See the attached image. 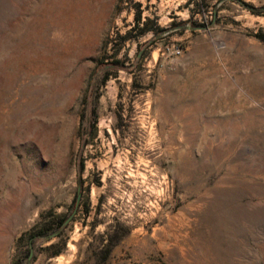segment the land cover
Returning <instances> with one entry per match:
<instances>
[{
  "label": "rangeland",
  "instance_id": "obj_1",
  "mask_svg": "<svg viewBox=\"0 0 264 264\" xmlns=\"http://www.w3.org/2000/svg\"><path fill=\"white\" fill-rule=\"evenodd\" d=\"M0 264H264V0H0Z\"/></svg>",
  "mask_w": 264,
  "mask_h": 264
},
{
  "label": "bare ground",
  "instance_id": "obj_2",
  "mask_svg": "<svg viewBox=\"0 0 264 264\" xmlns=\"http://www.w3.org/2000/svg\"><path fill=\"white\" fill-rule=\"evenodd\" d=\"M96 31V28L93 26V24H87L86 26H84L82 29H81V31H80V34L81 35H83V36H81L80 38H82V37H86V36H88V35H90V34H92V33H94ZM65 33V39H67V41L69 40L68 38H70V37H68V35H67V33L66 32H64ZM73 35H78V36H80V34L79 33H77V32H73L72 33ZM74 38H77V37H75L74 36ZM70 43H69V47H73V43H72V41H69ZM65 64L67 63L66 61H63ZM50 71H51V69H50ZM59 71H61V70H59ZM66 75H67V72H66V70L64 71H62V73H60L58 76H61V77H66ZM26 103H28V102H26ZM29 105V104H28ZM30 106V105H29ZM28 107V106H27ZM31 122H30V120L28 119V117L26 118V129H25V133H26V136L27 137H29V135L31 134V129H32V127L30 126L31 124H30Z\"/></svg>",
  "mask_w": 264,
  "mask_h": 264
},
{
  "label": "water",
  "instance_id": "obj_3",
  "mask_svg": "<svg viewBox=\"0 0 264 264\" xmlns=\"http://www.w3.org/2000/svg\"><path fill=\"white\" fill-rule=\"evenodd\" d=\"M202 27H206V26H202ZM81 195H82V192L79 190V193H78V197H77V203H76V207L74 208L73 212L68 216V218L66 219V223L69 222L75 215V212L77 210V206H78V203H79V200L81 198ZM58 234V231H54L52 233H49L48 236H54ZM34 254V249L33 247L31 248V251H30V254H29V258H31Z\"/></svg>",
  "mask_w": 264,
  "mask_h": 264
},
{
  "label": "trees",
  "instance_id": "obj_4",
  "mask_svg": "<svg viewBox=\"0 0 264 264\" xmlns=\"http://www.w3.org/2000/svg\"><path fill=\"white\" fill-rule=\"evenodd\" d=\"M91 115H92L91 127H92V130L95 131L96 130V120H97V114H96L95 106H93V108H92ZM40 234L44 235L45 230L41 231ZM109 247H111V246H108V249H109ZM27 253L30 254L29 250Z\"/></svg>",
  "mask_w": 264,
  "mask_h": 264
}]
</instances>
